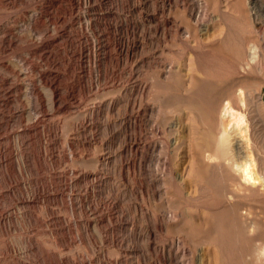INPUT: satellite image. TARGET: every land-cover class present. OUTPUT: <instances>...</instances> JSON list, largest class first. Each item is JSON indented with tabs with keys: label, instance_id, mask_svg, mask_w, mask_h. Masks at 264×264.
Masks as SVG:
<instances>
[{
	"label": "rangeland",
	"instance_id": "374dc122",
	"mask_svg": "<svg viewBox=\"0 0 264 264\" xmlns=\"http://www.w3.org/2000/svg\"><path fill=\"white\" fill-rule=\"evenodd\" d=\"M77 1H0V24L15 36L0 45V264H214L208 224L196 230L199 219L178 215L186 209L205 217L204 208L214 207L211 185L196 184L189 167L195 129L204 124L184 104L204 102L212 91H186L187 75L197 72L184 41L201 27L209 43L211 29L222 26L213 0ZM40 9L51 15L31 28V11ZM236 21L227 24L235 35L220 51L226 57L198 46L208 83L233 70L235 50L253 35L250 18ZM254 23L264 39V25ZM44 35L47 43L34 52ZM122 41L133 44L129 53L118 49ZM81 46L91 47L90 60L80 61ZM173 66L185 76L181 83ZM39 71L50 73L54 96ZM138 106L147 111L129 125ZM169 207L175 215L166 221ZM233 228L217 229L225 238L219 264H247Z\"/></svg>",
	"mask_w": 264,
	"mask_h": 264
},
{
	"label": "bare ground",
	"instance_id": "6f19581e",
	"mask_svg": "<svg viewBox=\"0 0 264 264\" xmlns=\"http://www.w3.org/2000/svg\"><path fill=\"white\" fill-rule=\"evenodd\" d=\"M0 1L2 2L3 0ZM49 1L51 3L55 0ZM78 1L77 4L80 5ZM222 1L223 0H213V5L217 12L216 14L214 13V17L212 15L211 16L213 17L214 22H222L223 24L222 26H219L220 23H215V26L216 24L217 26L214 28V30L211 29V31L213 32H211L210 34L209 43L203 44V42L201 41L200 36H202L203 34L206 35L205 30L200 29L201 27L199 28L198 37H196L194 34H192L191 36L188 35L190 39L186 38V40L184 41L186 47L188 46L194 56L193 62L195 64V70L197 72L195 74H192L191 76L187 75L189 84L188 86L186 85V91L190 93L204 92L207 87L209 89L211 87L212 90L208 98L204 99V102L203 100L198 101L188 98L184 100V104L187 108H190L193 111V114L195 113L199 117L200 122L204 124L202 129H195L194 134H197V136L193 141L192 164H190L189 167H191L192 176H195L194 178L197 182L196 184H200L201 182H208L211 185L213 192L212 203L214 207L212 208L211 206H204V209H207L204 211L205 217H202L201 215L199 216V214L197 213L194 214L192 212H189L186 209L182 210V212L178 211L180 212V214L178 215L182 216L185 219L191 220L192 222L199 219L196 224L194 223L196 230H200L201 227H203L204 223L208 224L207 229H211L212 232L209 237H206V242L210 245L213 244L216 247L215 249H213L214 253L212 254V261L214 264H219V262L223 258L221 245L224 242L222 240L225 239L222 238V234L220 233V235L217 229L226 226L229 228L234 227L233 229H226V231L228 230L230 232L231 230L232 232V230L234 231L236 229L235 231L238 232V235H240L245 242V246L243 247L246 248H244V250H239L240 252L242 251V255L239 253V257L242 259V261L247 264H264V209L262 208L260 203L264 199V133L262 134V132L264 131L258 133L259 135H263H260V137L262 138H255L256 136H254V134L257 130H255V132L253 133L254 129L264 130V39L259 37V34L257 33V30L259 29L256 30V27L254 25V22H256L257 24L262 23L264 25V0H225V2L223 3L224 8L221 9L220 5ZM48 15L51 14L47 13L46 10H33L31 11V14L29 16L28 23L27 21L26 23L31 28H36V24L38 23H36V21H41L42 17L44 18L45 16L46 18V16ZM231 15H235L237 19L241 20L240 22L246 20V18H250L252 21L251 26L253 35L245 40L244 43L242 40L243 47L242 50L240 49L241 52L239 50H235V52L233 51L237 59L234 67L232 66L233 70L231 72L224 71L222 77H218L217 80H212L208 83L206 81V78L207 74L209 73L206 72L205 67L203 68V62L199 58L201 53L200 50L206 48V50L210 49L209 51H211L213 55H215L216 53L218 55L220 54V51H222V48L224 47L228 36L232 38V36L235 35L231 34V32L229 31L231 29H229V26L227 25L229 24L227 23L228 19L231 18V21L232 18L235 19V17L233 16L230 17ZM95 17V19L97 20V18L103 16L99 15ZM235 21L236 20H233L232 22L234 23ZM243 26L245 25H242L241 27ZM262 27L264 26L261 25V28ZM231 28L234 29V27ZM229 32L232 36L229 34ZM12 33L13 32H11V28L8 25L0 24V45L10 43L12 44V41L15 37H13ZM237 33L239 34V31ZM260 35H262V33ZM206 36L208 37V35ZM237 36L233 37V39H240V37ZM46 39L47 37L46 35H44L41 44L34 49V52H41V46H43L44 43H47ZM233 42L234 41H232V43ZM239 42H241V40ZM199 45L202 47V49L200 50L198 48ZM132 46L133 44L128 41H122L120 43L118 42L117 45L118 49L120 51H124L125 53H129ZM77 51V56L79 57L80 61L83 58H87L88 60H90L92 55L91 47H88L86 50H84L81 46V48ZM209 51L208 53L210 57L216 56H211ZM208 53L205 56H208ZM221 53L227 55V52ZM221 57L223 56H220V58ZM220 60L219 64L222 63V61ZM225 60L228 59L225 58ZM215 61L214 64L216 65ZM228 61L230 62V59ZM231 63L233 65L234 62ZM176 67L173 68L174 72H176L175 78H178L177 81H180L181 83L184 79L183 77L185 76ZM219 71H221L220 67ZM198 72L203 75H200ZM213 72H215V70ZM39 74L41 80L43 79L45 84L48 87L52 88L51 94H53L54 96L56 93V88L54 87L53 79H48V74L50 73L48 71H39ZM185 84H187V82ZM34 87H30L28 89L31 91L29 93H37ZM145 88L146 85H140V90L138 89V91L142 93L144 92ZM4 92H6V90H4ZM58 101H60V99ZM147 107H132L131 112L127 118L129 125L132 124L136 126V124L140 120L141 111H147ZM258 107L261 108V111H263V113H261V111H258ZM257 111L260 114H257ZM137 147L138 142L136 141V139H133L130 142V149H134L136 151ZM199 186L198 188H201ZM202 189L200 191H203ZM162 215H165V218H173L175 212H173L169 207L164 210ZM162 218L163 216L159 219L160 222H162ZM167 219L168 218H166L165 220L167 221ZM229 232H227V234ZM237 232H234V235H236ZM234 235L233 238H236ZM229 237L226 236V239ZM240 248L241 247H239V249Z\"/></svg>",
	"mask_w": 264,
	"mask_h": 264
}]
</instances>
